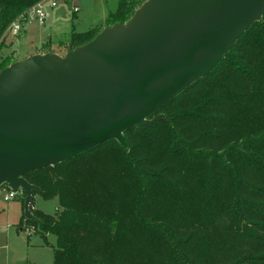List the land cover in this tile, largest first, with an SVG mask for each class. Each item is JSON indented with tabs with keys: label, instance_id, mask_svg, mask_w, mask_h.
I'll list each match as a JSON object with an SVG mask.
<instances>
[{
	"label": "trees",
	"instance_id": "1",
	"mask_svg": "<svg viewBox=\"0 0 264 264\" xmlns=\"http://www.w3.org/2000/svg\"><path fill=\"white\" fill-rule=\"evenodd\" d=\"M38 1L0 0V49ZM144 1L119 0L104 27ZM95 28H73L66 50ZM8 59L0 55V71ZM158 114L124 132L127 148L113 139L24 175L34 194L58 199L54 214L23 215L56 235L52 264H264V14L149 118Z\"/></svg>",
	"mask_w": 264,
	"mask_h": 264
},
{
	"label": "water",
	"instance_id": "2",
	"mask_svg": "<svg viewBox=\"0 0 264 264\" xmlns=\"http://www.w3.org/2000/svg\"><path fill=\"white\" fill-rule=\"evenodd\" d=\"M264 14V0H146L60 55L32 54L0 71V187L22 189L33 217L36 186L24 175L124 132L207 75Z\"/></svg>",
	"mask_w": 264,
	"mask_h": 264
},
{
	"label": "rangeland",
	"instance_id": "3",
	"mask_svg": "<svg viewBox=\"0 0 264 264\" xmlns=\"http://www.w3.org/2000/svg\"><path fill=\"white\" fill-rule=\"evenodd\" d=\"M51 1L44 0V6L50 12L44 24L27 18L20 21L21 31L18 34L6 29L2 37L0 55L9 57V62L26 58L36 47H41L42 42L48 43L49 35L52 39L51 48L55 50L58 48L59 54L64 55L68 51L67 42L73 28L82 32L96 26L95 29L101 31L107 25L105 20L117 9L119 2V0H55L57 6L49 8ZM74 6H77L79 11H74ZM58 40H61L62 46ZM170 110L174 112V108ZM8 191L9 187L6 185L0 187V264H52L56 235L49 232L45 237L40 231H34L32 225L26 223L23 218L24 194L6 201L4 196ZM31 205L32 215L35 213L34 210L54 214L58 208V199L45 198L40 193H35Z\"/></svg>",
	"mask_w": 264,
	"mask_h": 264
},
{
	"label": "built area",
	"instance_id": "4",
	"mask_svg": "<svg viewBox=\"0 0 264 264\" xmlns=\"http://www.w3.org/2000/svg\"><path fill=\"white\" fill-rule=\"evenodd\" d=\"M56 6L57 3L55 0H52L48 5L49 8H54ZM73 10L77 12L79 11V8L77 6H74ZM49 16L50 12L49 9L44 6V0H40L36 4L32 5L31 7L20 13L14 19V21H12V23L7 27V30L12 31L13 34H18L21 31V20L29 18L30 20H36L39 23L44 24V22L49 18ZM22 193V189L9 188V191L5 194L4 199L6 201H9Z\"/></svg>",
	"mask_w": 264,
	"mask_h": 264
},
{
	"label": "crops",
	"instance_id": "5",
	"mask_svg": "<svg viewBox=\"0 0 264 264\" xmlns=\"http://www.w3.org/2000/svg\"><path fill=\"white\" fill-rule=\"evenodd\" d=\"M72 31V30H71ZM70 34H71V32L69 33V37H70ZM47 40H49V43H50V46L52 45V43H51V36L49 35L48 37H47ZM66 40V39H65ZM61 40H58V42H60ZM44 44H45V41L44 42H42V46L41 47H36L35 48V51H33V52H31L30 53V55H32V54H37V53H45V52H47V51H53V52H55V53H60V51H58V48L55 50V49H45L44 48Z\"/></svg>",
	"mask_w": 264,
	"mask_h": 264
}]
</instances>
